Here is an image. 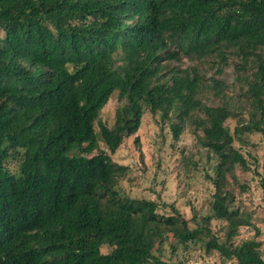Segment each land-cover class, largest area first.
Instances as JSON below:
<instances>
[{
  "label": "trees",
  "instance_id": "obj_1",
  "mask_svg": "<svg viewBox=\"0 0 264 264\" xmlns=\"http://www.w3.org/2000/svg\"><path fill=\"white\" fill-rule=\"evenodd\" d=\"M0 30V264H171L170 232L172 253L194 245L220 264H264L254 212L228 183L236 165L251 169L236 138L264 136V0H0ZM184 57L231 60L247 115L221 80L212 89L197 67L171 65ZM207 87L221 104L202 100ZM116 92L109 125L100 113ZM146 110L177 141L191 120L218 156L211 213L194 227L174 204L121 187L129 167L112 156ZM243 227L256 236L240 238Z\"/></svg>",
  "mask_w": 264,
  "mask_h": 264
},
{
  "label": "rangeland",
  "instance_id": "obj_2",
  "mask_svg": "<svg viewBox=\"0 0 264 264\" xmlns=\"http://www.w3.org/2000/svg\"><path fill=\"white\" fill-rule=\"evenodd\" d=\"M170 63L172 66L179 64L183 68L197 67L209 85L213 78L221 80L236 114L247 115L248 104L240 95V83L236 79L237 72L231 60L222 67L212 60L185 57L180 63ZM210 87L214 89L212 85ZM201 96L209 105L222 102L209 87L202 90ZM119 104L116 92L100 113V117L109 125L114 122ZM226 125L235 133L238 125L236 117L229 118ZM199 134L202 131L196 129L191 120H187L177 141L170 121H162L158 114L146 110L138 132L126 138L118 152L112 156L117 162L129 167L128 174L121 181L123 190L131 197L156 200L166 212L171 213V204H174L189 220L190 226H196V220L211 213L210 198L215 190L214 166L218 160L215 153L201 144ZM234 145L248 158L251 169L236 165L234 175H228L229 188L234 191L236 204L243 211L254 212L255 225L260 228L257 238L262 242L264 253V192L260 187L259 175L264 173V136L247 133L243 139L236 138ZM9 167L15 169L16 163L11 162ZM240 184L247 189L242 191ZM222 225L223 222L216 219L210 224L212 230L217 232L222 229ZM255 232L254 227H243L240 238H251ZM173 238V233H168V239L162 244L161 258L165 261L171 264H179L180 260L184 264H220L218 253L205 256L199 246L195 248L191 245L189 249H184L183 245H179L178 250L172 253L170 244Z\"/></svg>",
  "mask_w": 264,
  "mask_h": 264
}]
</instances>
